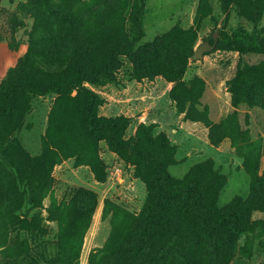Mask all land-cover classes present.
<instances>
[{"label":"rangeland","instance_id":"obj_1","mask_svg":"<svg viewBox=\"0 0 264 264\" xmlns=\"http://www.w3.org/2000/svg\"><path fill=\"white\" fill-rule=\"evenodd\" d=\"M135 1L0 0V104L14 80L65 79L75 62H100L118 45L131 42L148 52L165 39L170 43V56L160 50L135 62L120 55L113 77L86 82L100 95L99 118L120 122L116 131L85 130L77 90L20 95L14 114L0 116V212L11 203L27 219L16 231L7 223L10 216L0 219V264L18 251L11 246L5 257L1 245L8 244V232L13 239L18 232L28 237L41 264L54 256L56 264H117L120 244L150 208L152 164L131 144L162 158L171 181L206 187L216 215L237 208L251 221L264 220L253 200L264 193V52L218 45L193 58L222 30L264 36V0H230L227 10L223 0H144L141 35L132 22ZM186 47L189 57L172 55ZM20 145L36 164L21 161ZM12 189L22 197L15 199ZM87 191L96 194L93 212L80 210ZM59 206L56 218L51 208ZM181 206L200 225L201 211ZM34 222L42 234L27 230ZM203 236L164 253L166 264H189L193 257L199 264H223L227 248V264H264L260 225L223 246L218 236Z\"/></svg>","mask_w":264,"mask_h":264},{"label":"trees","instance_id":"obj_2","mask_svg":"<svg viewBox=\"0 0 264 264\" xmlns=\"http://www.w3.org/2000/svg\"><path fill=\"white\" fill-rule=\"evenodd\" d=\"M223 1L224 9L227 10L230 0ZM144 3V0L135 1V13L132 18L133 25L139 35L142 34L141 19ZM211 42H214V40ZM169 44V41L165 39L160 45L146 52L140 49L135 50L133 43L129 42L124 45H118L115 49L113 48L109 57L100 62H75L65 79L56 78L51 74L49 77L44 78V80H14L9 83L5 91L3 102L0 104V116L5 117L14 114L17 108V99L20 95L66 94L77 90L84 98V103L80 108V118L85 130L91 133L104 129L116 131L120 127V122L115 118H99L97 109L100 103V95L89 88L86 82L97 83L103 79L113 77L120 65V55H127L135 62L153 57L160 50H163L167 56H170L168 53L170 51ZM218 45L223 47L237 46L244 52H264V36L245 28H237L230 34L222 30L219 33ZM173 53L172 55L187 58L192 54V51L186 47L176 49ZM61 54L62 52L60 53V57H62ZM61 60L59 58L55 62L58 64ZM51 61L48 58L46 59L49 65L52 64ZM131 146L140 156L152 164V186L148 203L150 208L147 205L144 207L143 212L136 217L131 226L129 237L120 244L119 252L117 251L116 254L117 264H166L167 261L164 258V253L169 255V253L175 250L185 248L190 242H194V244L202 242V239L205 238L203 234L218 236L221 246H223L228 242L232 243L242 233L254 230L259 225L264 228V220L257 219L251 221L249 217H244L243 211L237 208H228L220 215H216L212 204L208 200L206 187L199 184L196 180L185 184L179 181H171L169 175L164 171L162 158L152 153L140 151L135 144H131ZM19 154L21 161L24 160L30 164L33 162L36 164V158L30 155L21 145L19 146ZM41 164L43 165V162ZM11 166L17 167L23 178L27 176L22 171V169L25 170L22 166L21 168L15 164H11ZM32 180L33 177H30V183H32ZM11 192L15 195V199L23 195L17 189H12ZM81 195H84L85 201L81 203L80 210L87 211L89 208H92L91 211L93 212L97 204L96 194L87 191ZM253 200H256L255 209L264 211V193H259L253 197ZM187 203L195 208L196 211H201L200 225L196 223L197 218L195 214L190 213L188 217L184 216L181 204ZM5 209L0 212V219H4L5 215L10 216V220H7V223L12 224L13 231L27 224V219L21 218V215L17 214L18 207L10 203ZM246 212L250 211L245 210V215L247 214ZM51 213L56 218H59L60 206L55 209L51 208ZM89 223L90 221L85 227H88ZM27 230L29 232L32 231V233L36 232L38 235L44 232L41 224L36 222H34V227L29 226ZM186 234L190 236L189 239ZM196 234L202 235V237L194 239ZM5 236L8 244L1 246L2 251L7 252L6 258L10 257L8 251L11 246L18 247V251L12 254V257L7 261L9 264H11V261H13L12 263L19 264L21 261L27 260L32 264H41L40 259L42 257L39 253H36V245L33 246L28 237L21 238L19 232L15 235L14 239L10 237L9 232L5 233ZM230 249L223 250V264H227ZM190 259L189 264H199L195 257ZM59 262V256H54L51 257L48 264Z\"/></svg>","mask_w":264,"mask_h":264},{"label":"water","instance_id":"obj_3","mask_svg":"<svg viewBox=\"0 0 264 264\" xmlns=\"http://www.w3.org/2000/svg\"><path fill=\"white\" fill-rule=\"evenodd\" d=\"M218 41H219V36L216 34V35H214V42H211L210 40H208V41L201 43L197 47L196 51L194 52L193 58L194 59H200L208 51H212L213 49H215L217 44H218Z\"/></svg>","mask_w":264,"mask_h":264}]
</instances>
